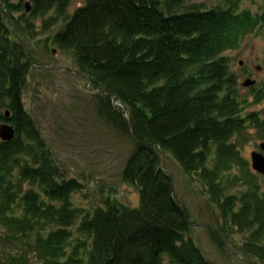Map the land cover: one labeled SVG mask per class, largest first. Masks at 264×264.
<instances>
[{
    "label": "trees",
    "instance_id": "1",
    "mask_svg": "<svg viewBox=\"0 0 264 264\" xmlns=\"http://www.w3.org/2000/svg\"><path fill=\"white\" fill-rule=\"evenodd\" d=\"M190 1L87 0L70 13L73 0H0V124L15 129L0 140V264H215L189 235L166 151L217 206L213 245L226 252L235 230L244 257L264 264V177L239 147L248 127L264 132L253 109L264 83L248 98L225 55L264 29V12ZM61 22L53 45L96 90L98 116L134 143L122 180L138 191L137 207L109 196L93 210L75 205L83 180L65 175L25 107L37 65L29 42Z\"/></svg>",
    "mask_w": 264,
    "mask_h": 264
},
{
    "label": "rangeland",
    "instance_id": "2",
    "mask_svg": "<svg viewBox=\"0 0 264 264\" xmlns=\"http://www.w3.org/2000/svg\"><path fill=\"white\" fill-rule=\"evenodd\" d=\"M87 0H73L70 13L85 5ZM224 0H192L206 9L216 7ZM241 9L254 13L264 12V0H242ZM37 26L40 20L36 21ZM62 22L47 32L40 31L29 42L37 65L33 66L25 92V107L32 113L49 147L61 163L67 177L83 180L85 190L76 193L74 204L93 210L109 196L121 203L137 207L140 195L122 180V171L134 149L132 139L113 131L97 114L93 95L96 93L87 79L78 72L73 54L58 49L52 37L60 30ZM55 50V52H53ZM231 60V69L238 76L241 91L249 95V87L242 83L251 78L258 85L264 83V29L249 34L236 50L225 54ZM242 62V65H241ZM261 110L264 120V102L253 107ZM257 128L248 127L239 147L251 166L253 151H262L264 142ZM162 165L174 179V195L188 212L193 222L189 235L204 256L215 264H253L239 251L245 235L232 232L231 244L220 252L212 243L208 228L223 223L217 206L210 203L202 185L186 175L170 152H161Z\"/></svg>",
    "mask_w": 264,
    "mask_h": 264
},
{
    "label": "water",
    "instance_id": "3",
    "mask_svg": "<svg viewBox=\"0 0 264 264\" xmlns=\"http://www.w3.org/2000/svg\"><path fill=\"white\" fill-rule=\"evenodd\" d=\"M27 12L31 11L30 3L27 2ZM55 52V50H54ZM242 65V62H241ZM86 78V77H85ZM87 79V78H86ZM89 84V82H88ZM256 84V80L247 78L243 83L242 86L244 87H251ZM10 113L7 112L6 116H9ZM15 136V129L13 125L10 123H2L0 124V140L1 141H9L13 139ZM260 148L262 151H253L251 154V167L254 172L264 176V142L261 143ZM160 161H162V154L160 155ZM174 190V185H173Z\"/></svg>",
    "mask_w": 264,
    "mask_h": 264
},
{
    "label": "flooded vegetation",
    "instance_id": "4",
    "mask_svg": "<svg viewBox=\"0 0 264 264\" xmlns=\"http://www.w3.org/2000/svg\"><path fill=\"white\" fill-rule=\"evenodd\" d=\"M94 89V88H93ZM252 164V163H251Z\"/></svg>",
    "mask_w": 264,
    "mask_h": 264
}]
</instances>
